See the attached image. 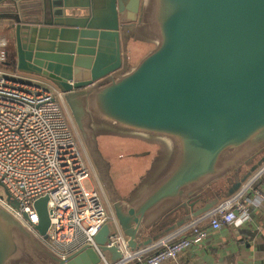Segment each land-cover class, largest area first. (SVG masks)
I'll return each mask as SVG.
<instances>
[{
    "label": "water",
    "instance_id": "95a60500",
    "mask_svg": "<svg viewBox=\"0 0 264 264\" xmlns=\"http://www.w3.org/2000/svg\"><path fill=\"white\" fill-rule=\"evenodd\" d=\"M5 29L4 66L62 93L129 250L211 211L264 164V0H0ZM104 139L146 145L134 157L148 169L126 193ZM106 240L94 238L104 261L91 245L60 257L0 203V264H114Z\"/></svg>",
    "mask_w": 264,
    "mask_h": 264
},
{
    "label": "built area",
    "instance_id": "2783aa9c",
    "mask_svg": "<svg viewBox=\"0 0 264 264\" xmlns=\"http://www.w3.org/2000/svg\"><path fill=\"white\" fill-rule=\"evenodd\" d=\"M5 49L0 38V186L15 204L1 196L0 203L56 255L66 257L91 245L104 261L94 238L105 232L106 246L117 247L121 253L114 264L177 262L209 238L210 231L202 227L221 231L238 224L235 209L240 210L241 221L252 222L242 201L264 183V164L234 196L211 211L151 246L129 250L62 93L42 79L6 68ZM90 178L94 183L86 188L84 182ZM43 198L47 199L49 226L41 236L35 229L39 222L35 203Z\"/></svg>",
    "mask_w": 264,
    "mask_h": 264
},
{
    "label": "crops",
    "instance_id": "0c3cea01",
    "mask_svg": "<svg viewBox=\"0 0 264 264\" xmlns=\"http://www.w3.org/2000/svg\"><path fill=\"white\" fill-rule=\"evenodd\" d=\"M6 32L0 31V36L7 50L15 39L10 31ZM255 190L242 201L250 212L252 222L241 221L240 210L235 209L234 213L240 220L238 224L228 225L221 231L202 227L210 231L207 240L194 245L177 262L164 264H264V183Z\"/></svg>",
    "mask_w": 264,
    "mask_h": 264
},
{
    "label": "rangeland",
    "instance_id": "374dc122",
    "mask_svg": "<svg viewBox=\"0 0 264 264\" xmlns=\"http://www.w3.org/2000/svg\"><path fill=\"white\" fill-rule=\"evenodd\" d=\"M0 38L3 37L0 36ZM111 142H115L114 145H110ZM100 146L103 149L102 152L105 159L113 163L112 174L118 190L121 194L128 192L131 190L133 184H136L148 169L149 158L134 157L137 154L134 151H145L141 150V148L146 147V145L136 141L130 142L104 139L101 140ZM112 157L114 159L111 160ZM93 183V178H90V181H85L84 185L86 188H90ZM0 196L3 200H6L7 203L11 205L15 204L10 194L1 186Z\"/></svg>",
    "mask_w": 264,
    "mask_h": 264
},
{
    "label": "trees",
    "instance_id": "16d2710c",
    "mask_svg": "<svg viewBox=\"0 0 264 264\" xmlns=\"http://www.w3.org/2000/svg\"><path fill=\"white\" fill-rule=\"evenodd\" d=\"M5 31H7V32H6L7 34L9 33V30L5 29ZM6 68H7V67H6ZM111 145H114V144H111ZM219 183H220V182H219ZM219 183H216V184H214L213 186H211L209 189H207V191L204 193V195H205L209 190H211V193H212L215 189H217V188H222V187L220 186ZM204 195H203V197H204ZM201 204H202V203H199L198 206L201 205ZM176 216H177V214L165 218V219H164V220H163V221H162L157 227H155L150 233L155 232L158 228H161L163 225H167V224H169V223L174 222V221L176 220V218H177ZM175 217H176V218H175Z\"/></svg>",
    "mask_w": 264,
    "mask_h": 264
},
{
    "label": "flooded vegetation",
    "instance_id": "af4514ba",
    "mask_svg": "<svg viewBox=\"0 0 264 264\" xmlns=\"http://www.w3.org/2000/svg\"><path fill=\"white\" fill-rule=\"evenodd\" d=\"M217 189H219V188H217ZM214 193H215V192H212V193H211V190H209V191L204 195L203 198H205V197L211 198L212 195H213Z\"/></svg>",
    "mask_w": 264,
    "mask_h": 264
}]
</instances>
